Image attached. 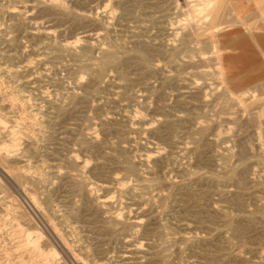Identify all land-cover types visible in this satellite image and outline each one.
Listing matches in <instances>:
<instances>
[{
	"label": "rangeland",
	"instance_id": "rangeland-1",
	"mask_svg": "<svg viewBox=\"0 0 264 264\" xmlns=\"http://www.w3.org/2000/svg\"><path fill=\"white\" fill-rule=\"evenodd\" d=\"M240 8L0 0V264H34L24 231L49 229L75 257L52 240L47 264H264V54Z\"/></svg>",
	"mask_w": 264,
	"mask_h": 264
},
{
	"label": "bare ground",
	"instance_id": "bare-ground-1",
	"mask_svg": "<svg viewBox=\"0 0 264 264\" xmlns=\"http://www.w3.org/2000/svg\"><path fill=\"white\" fill-rule=\"evenodd\" d=\"M219 31V30H218ZM221 69V68H220ZM221 71V70H219ZM222 73V72H221ZM254 73V72H253ZM239 78V77H238ZM243 79V78H242ZM241 79V80H242ZM250 81V80H248ZM239 82V81H237ZM4 125V124H3ZM222 138V137H221ZM220 139V138H217ZM217 143V142H216ZM219 143V142H218ZM230 170V169H229ZM12 172V171H11ZM13 173V172H12ZM3 174L6 175L5 177L8 176V173L6 171H3ZM14 174V173H13ZM28 177V176H27ZM2 178V177H1ZM0 178V179H1ZM4 178V177H3ZM5 179V178H4ZM7 179H9V176L7 177ZM9 181V180H8ZM18 181V180H17ZM240 184V183H239ZM14 187V186H13ZM25 189V188H24ZM13 194V193H12ZM33 199V198H31ZM234 201H238L234 200ZM35 203V201H33ZM239 202V201H238ZM6 207V206H5ZM3 207V208H5ZM40 207V206H39ZM7 211V208L5 209ZM198 214V213H197ZM253 219V218H252ZM251 219V220H252ZM227 220V219H226ZM225 220V222H226ZM25 221V220H24ZM229 221V220H228ZM251 222V221H250ZM28 223V222H27ZM254 223V221H253ZM44 227V226H43ZM246 225H233L232 227V232L233 236L235 238H237L239 241L242 240L244 233L246 231ZM252 229V228H251ZM26 231V232H25ZM24 231V236L22 239V244L24 248H28L30 249L31 255L30 257L33 259V261H35L34 264H47L49 261L53 260V257L56 256L55 255V249L53 248L52 245V240H55L56 244H57V249L59 250V252L64 255L65 257L69 256V257H75V255L67 248L65 247L58 239V237L55 235V231L53 232L51 229H49L50 234H48L49 236L45 239H43L42 234H37L36 231V235L32 234L31 232L33 231ZM22 232V231H21ZM35 232V231H34ZM33 232V233H34ZM39 232V231H38ZM245 237V236H244ZM55 246V245H54ZM68 259V258H67ZM79 260V259H78ZM10 262V261H9Z\"/></svg>",
	"mask_w": 264,
	"mask_h": 264
},
{
	"label": "crops",
	"instance_id": "crops-1",
	"mask_svg": "<svg viewBox=\"0 0 264 264\" xmlns=\"http://www.w3.org/2000/svg\"><path fill=\"white\" fill-rule=\"evenodd\" d=\"M241 14L247 13L253 15L257 21V39L258 45L262 47L264 54V41L260 43L261 37L264 38V0H241Z\"/></svg>",
	"mask_w": 264,
	"mask_h": 264
}]
</instances>
